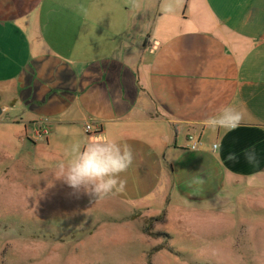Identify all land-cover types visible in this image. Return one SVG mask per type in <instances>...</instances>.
<instances>
[{"label":"crops","instance_id":"crops-1","mask_svg":"<svg viewBox=\"0 0 264 264\" xmlns=\"http://www.w3.org/2000/svg\"><path fill=\"white\" fill-rule=\"evenodd\" d=\"M144 1L0 0L7 139L54 172L93 137L127 143L126 188L104 203L202 207L237 180L264 178V0H157L145 18ZM228 106L243 114L239 128L203 125ZM249 147L257 163L244 159ZM195 176L205 183L189 186Z\"/></svg>","mask_w":264,"mask_h":264},{"label":"rangeland","instance_id":"rangeland-1","mask_svg":"<svg viewBox=\"0 0 264 264\" xmlns=\"http://www.w3.org/2000/svg\"><path fill=\"white\" fill-rule=\"evenodd\" d=\"M143 4L145 18L158 2ZM10 122L3 111L0 264H264V178L237 180L202 207L110 206L39 169L9 143Z\"/></svg>","mask_w":264,"mask_h":264},{"label":"clouds","instance_id":"clouds-1","mask_svg":"<svg viewBox=\"0 0 264 264\" xmlns=\"http://www.w3.org/2000/svg\"><path fill=\"white\" fill-rule=\"evenodd\" d=\"M130 3L133 8L139 7V0H130ZM77 10L88 15L87 8L82 4L77 6ZM165 10L172 11V8L169 6ZM242 122L243 114L231 106L222 108L217 115L202 121L205 127L223 128L227 131L236 130ZM221 148L222 142L212 145L214 151L218 152ZM72 151L73 157L66 163L60 162L53 173L54 179L71 189L72 195L77 198L85 195L96 200L125 190L126 181L121 178V174L132 166L135 159L131 145L104 137H93L82 149L77 145ZM243 156L249 164L258 162L254 147L244 149ZM226 158L229 161L239 160L235 152H229ZM204 183L202 177L195 176L190 180L189 186Z\"/></svg>","mask_w":264,"mask_h":264},{"label":"built area","instance_id":"built-area-1","mask_svg":"<svg viewBox=\"0 0 264 264\" xmlns=\"http://www.w3.org/2000/svg\"><path fill=\"white\" fill-rule=\"evenodd\" d=\"M92 126L90 124H86L85 125V131L86 132H90L92 131ZM96 130V129H94ZM48 133V128L46 126H43L42 129L38 130V132L36 133L37 135H41V134H47ZM187 140L189 142V148L190 149H199V145H200V139L199 136H197L195 133H189L187 136Z\"/></svg>","mask_w":264,"mask_h":264},{"label":"water","instance_id":"water-1","mask_svg":"<svg viewBox=\"0 0 264 264\" xmlns=\"http://www.w3.org/2000/svg\"><path fill=\"white\" fill-rule=\"evenodd\" d=\"M3 111H4V108L0 106V116L2 115Z\"/></svg>","mask_w":264,"mask_h":264}]
</instances>
